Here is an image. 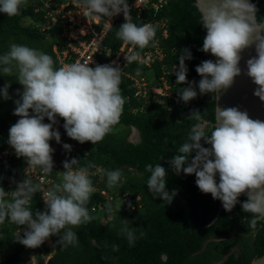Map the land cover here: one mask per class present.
<instances>
[{"label": "clouds", "instance_id": "9594fccd", "mask_svg": "<svg viewBox=\"0 0 264 264\" xmlns=\"http://www.w3.org/2000/svg\"><path fill=\"white\" fill-rule=\"evenodd\" d=\"M23 3L24 0H0V12L19 15ZM83 6L85 16L112 17L123 12L125 22L116 35L125 43L144 49L156 36V27L151 23L138 26L131 21L127 0H83ZM196 7L201 13V25L206 29L201 50L218 58L215 62L204 60L196 66L195 71L201 76L199 93H215L217 100L220 90L231 87L234 78L241 74V52L254 45L257 55L247 59L246 75L257 85L253 95L264 101V23L256 22L255 5L249 0H196ZM125 59L131 63L137 54L132 53ZM190 59V50L182 48L178 67L173 70L176 83L187 84L177 92L185 103L197 96L193 86L196 82L187 80L185 60ZM0 65H3L2 74L8 76H12L15 67L17 80L23 85L20 98L14 101L13 114L20 118L9 129L8 143L18 157L26 158L30 166H39L45 173L53 168L54 149L49 141L54 138L60 142L59 131L53 130L57 116L63 118L68 137L94 145L120 120L125 99L121 95L119 66L90 67L89 63L77 61L54 68L50 55L15 43L0 56ZM8 87L10 84L5 83L0 89L5 99L10 98ZM199 113L198 110L191 112L197 123L179 147V154L169 160V168L177 174L181 171L186 175L195 174L197 187L203 193H210L213 199H219L226 211H231L239 202L238 197L245 194L247 198L241 203V209L252 214L245 220L249 228L255 229L259 221H264V121L250 118L247 111L237 107L221 109L216 105V122L208 135L207 122ZM45 117L50 123L43 122ZM202 139L210 147L202 146ZM63 148L70 151L71 145L63 144ZM76 163V158L63 162V183L47 191L46 211L33 212L29 206L33 194L39 191V185H33L31 180L18 183L9 201L4 199L8 192L0 187V224L7 219L27 226L23 236H17L19 243L35 248L52 235H58L57 243L63 246L78 243L77 234L67 226L79 227L91 221L87 205L94 188L89 178L92 165L73 170ZM145 169L150 173L148 191L154 198L160 197L164 204H170L176 192L166 189L165 167L157 163L147 164ZM106 176L108 186L113 187L120 182L121 171L108 170ZM120 231L129 246H134L137 236L128 227L127 220L123 221ZM113 250H118V246L113 245Z\"/></svg>", "mask_w": 264, "mask_h": 264}, {"label": "trees", "instance_id": "16d2710c", "mask_svg": "<svg viewBox=\"0 0 264 264\" xmlns=\"http://www.w3.org/2000/svg\"><path fill=\"white\" fill-rule=\"evenodd\" d=\"M251 1H255L257 9L256 22L264 23V0ZM193 2L168 0L155 12L144 11L138 18L132 16L131 21L138 26L149 18L166 20L167 36L160 39L164 50L162 60L152 63L150 68L135 62L129 66L130 69L137 68L146 79L158 77L166 71L164 77L170 84L171 95L164 105L153 100L142 104L132 96L129 80L121 76L120 89L125 104L119 122L95 145L86 141L80 143V150L66 151L68 158L77 159L73 166L92 165L89 178L96 187L91 195L95 210L88 207L92 219L79 227L67 226L78 236V243L74 246H63L57 243L59 236L52 235L48 238L53 248L50 253L43 242L45 252L50 253L44 264H250L252 259L264 254V221H259L255 229L248 227L245 218L252 214L241 209V203L247 198L245 194L238 197L239 202L231 211L221 206L217 217L203 226L217 211L219 199H213L210 193H203L197 187L195 174L186 175L183 171L177 174L169 168V160L179 154V147L197 123L191 115L193 110L200 111L209 125L206 134L210 135L213 129L214 93H199L201 76L195 71L202 61L212 60V54L201 50L206 30ZM41 8L40 0H30L21 6L19 15L8 16L0 12V56L7 53L13 43H29L50 55L54 68L57 67L51 50L57 39L54 35L56 30L53 27L45 33L40 30L45 22ZM24 17L30 19L31 24H21ZM121 24L120 20L115 21L105 38L113 49L120 42L116 33ZM182 48H188L192 54V59L185 60L187 80L196 82L193 86L197 91V96L187 103L177 95L187 84L176 83L173 72L178 67ZM2 67L0 65V89L1 83L13 84L18 76L16 68H13L12 76L2 74ZM11 97L7 100L10 103L8 109L0 101V148L10 146L6 122L13 118L10 109L16 107ZM131 127L137 132L138 140L135 142L127 138ZM201 144L210 147L203 139ZM20 160L17 158V162ZM157 163L168 173L166 189L176 192L170 204H164L160 197L154 198L147 188L150 173L145 166ZM96 167L100 168V173L93 174ZM116 169L121 171V180L109 187L106 171ZM216 180L219 182L218 174ZM3 184L0 179V187ZM100 190L110 199L105 198ZM117 197L124 200L123 207L114 204L113 199ZM29 206L33 212L47 210L38 191L33 194ZM124 220L137 236L135 245L131 247L120 231ZM18 226L7 219L0 224V264H29L20 257L24 245L16 240L18 234L23 236V232H16ZM66 230H61L60 235ZM113 245L118 246V250L114 251Z\"/></svg>", "mask_w": 264, "mask_h": 264}, {"label": "built area", "instance_id": "2783aa9c", "mask_svg": "<svg viewBox=\"0 0 264 264\" xmlns=\"http://www.w3.org/2000/svg\"><path fill=\"white\" fill-rule=\"evenodd\" d=\"M42 2L43 18L45 22L40 26L41 31L55 28L57 37L51 45V50L56 60V68L74 62L89 63L90 67L96 65L112 64L119 66L121 76L129 80V87L132 88V96L136 100H141L142 104L148 103L150 100L156 101L160 104H166L169 99L170 84L164 77L166 71L154 79L153 84L146 79L144 75L137 69H130V66L125 57L132 53L137 54V59L133 62L142 63L144 66L150 68L152 63L160 62L164 57V50L160 45V39L166 38V20L152 18L145 19L142 23H151L156 27V34L147 47L140 49L130 43H125L120 39L116 48H112L110 43H106V35L112 24L120 20L125 22L123 12L113 15L112 17H97L96 15L85 16V8L83 0H40ZM168 0H131L128 4L129 14L138 18L142 12H155L163 6ZM153 15V13L151 14ZM45 29V30H44ZM162 67V65H160ZM31 113V111H30ZM20 117L15 115L11 120L6 122V127L9 132L10 127L16 123ZM44 123H50L45 117ZM63 118L57 116L56 123L53 125V130H58L60 133V142L57 143L53 138L49 141L50 146L54 149L51 153L53 160V168L50 173H45L39 166L32 167L28 164L26 158L20 157V163L17 162L19 158L15 150L11 146L0 148V171L5 173L2 177L4 182L2 188L8 192L5 196V201L12 199L11 192L14 191L18 183L24 179L31 180L33 185H39V195L42 199L46 198L47 191L55 184L63 183L64 175V161H71L68 158L66 149L63 144L71 145V152L77 149L80 150V142L71 139L67 136L63 127ZM19 163V165H17ZM73 170H78V166H72ZM100 173V168L96 167L93 172ZM96 190V187H94ZM105 198L110 199L103 191H99ZM99 207V206H97ZM91 210H95L92 205ZM24 232L27 229L26 225L18 226L16 232L19 230Z\"/></svg>", "mask_w": 264, "mask_h": 264}, {"label": "water", "instance_id": "95a60500", "mask_svg": "<svg viewBox=\"0 0 264 264\" xmlns=\"http://www.w3.org/2000/svg\"><path fill=\"white\" fill-rule=\"evenodd\" d=\"M249 2L255 4V1L249 0ZM193 3L196 6V0H194ZM256 55L257 54L254 45L244 49L241 52V60L239 62V67L241 68V74L234 78V83L232 84L231 87H229L227 90H223V89L220 90V92L218 93L217 100H216V95L214 93L213 126L216 122V113H215L216 105L219 106L221 109L226 107H237L241 111H247L250 118L264 121V101H261L259 97L253 95V92L257 88V85H255L252 82V79L246 75V71H247L246 61L247 59L251 57H255ZM217 59H218L217 57L212 55V60L214 62ZM131 129L137 135L136 130L133 127H131ZM137 140H138V136H137ZM221 206H222V202L218 200L217 211L215 212L211 220L207 224H204L203 226H207L217 217ZM250 264H264V254L252 259Z\"/></svg>", "mask_w": 264, "mask_h": 264}, {"label": "rangeland", "instance_id": "374dc122", "mask_svg": "<svg viewBox=\"0 0 264 264\" xmlns=\"http://www.w3.org/2000/svg\"><path fill=\"white\" fill-rule=\"evenodd\" d=\"M28 2H30V0H24V3L22 4V6L27 5ZM30 21H31L30 19L24 17V18L21 19L20 22H21V24H31ZM43 32L45 33V31H43ZM44 42H43V44H44ZM26 46H29V47L33 48L32 44H29V43L26 44ZM13 68H15V67H13ZM149 73H150V75H152L151 71ZM17 77H16L15 81L13 82V84H10V87H8V89H7L9 97H11V95H12L13 96V100H15V101L20 98L19 93H21L23 91V85H21L18 82ZM152 77L153 76H149V78H148L149 82L151 84H153V82H154V79ZM1 85H2L1 86V89H2L4 87V85H5V83H1ZM1 100L4 103L3 107L8 109V107H10L9 106L10 103L7 101L8 99H5V98H3L2 95H0V101ZM10 113H11L12 116H14V114H13L14 113V109L13 108L10 109ZM208 127H209V125L207 124V126L205 127V130H207ZM127 138L130 141H136L137 140V135L132 129H130V132H129ZM3 176H5V173L3 171H0V179H2ZM91 197H90V200H89V203H88L87 207H90L93 204V201H92ZM44 199H46V198H44ZM44 199H43V201H44ZM113 202H114V204L116 206H120V205L122 206V203L124 202V200L122 198H118L117 197V198L113 199ZM44 204H45V201H44ZM45 206H46V204H45ZM21 232H22V230L20 229L19 233H21ZM44 243L47 244V246L50 249V253H51L53 251V248H52L48 238L44 241ZM50 253H46L45 252L42 244L40 246H38V247H35V248H29V247L24 246V248L20 252V257L23 258L29 264H44L46 262L47 258L49 257Z\"/></svg>", "mask_w": 264, "mask_h": 264}]
</instances>
